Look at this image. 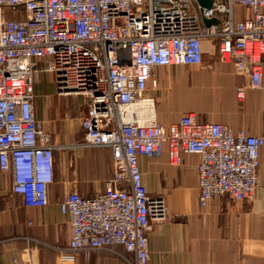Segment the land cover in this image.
Segmentation results:
<instances>
[{
  "label": "built area",
  "instance_id": "built-area-1",
  "mask_svg": "<svg viewBox=\"0 0 264 264\" xmlns=\"http://www.w3.org/2000/svg\"><path fill=\"white\" fill-rule=\"evenodd\" d=\"M234 6L249 15L235 19ZM204 40H216L217 59L243 77L238 101L246 88L264 86V0H212L210 7L196 0H0V171L10 173L11 191L26 205L43 206L54 179L56 146L33 106L40 64L59 94L83 97L84 143L110 147L114 165L127 173L126 186L111 180L92 196L64 195L59 207L71 234L63 261L106 249L127 264L146 263L152 221L165 219L168 205L147 193L141 155L158 158L166 150L175 165L182 152L196 154L199 207L216 196L253 195L264 134L233 132L191 112L165 126L133 111L138 104L153 108L147 90L163 67L200 63Z\"/></svg>",
  "mask_w": 264,
  "mask_h": 264
},
{
  "label": "crops",
  "instance_id": "crops-1",
  "mask_svg": "<svg viewBox=\"0 0 264 264\" xmlns=\"http://www.w3.org/2000/svg\"><path fill=\"white\" fill-rule=\"evenodd\" d=\"M249 10L234 6V18ZM198 64L163 67L156 87H148L153 108L133 107L140 120L151 115L163 125L191 112L201 122L226 125L264 134V86L246 88L238 101L235 90L243 82L230 63L217 59V41L204 40ZM35 117L42 122L56 146L54 179L48 185V202L29 206L11 191V175L0 171V264H127L110 250L97 249L84 259L80 255L63 261L70 240L69 216L59 203L71 190L92 196L109 181L126 186L123 165L115 166L108 146L86 145L80 117L81 95H61L54 75L40 64L33 76ZM182 162L171 164L166 150L158 158L139 156L142 183L150 196L161 195L168 205L167 217L153 220L148 232L145 264H264V164L258 168L253 195L232 201L213 197L199 207L196 164L199 157L181 153ZM128 259L133 254L120 249Z\"/></svg>",
  "mask_w": 264,
  "mask_h": 264
},
{
  "label": "water",
  "instance_id": "water-1",
  "mask_svg": "<svg viewBox=\"0 0 264 264\" xmlns=\"http://www.w3.org/2000/svg\"><path fill=\"white\" fill-rule=\"evenodd\" d=\"M197 3L202 7H210L212 4V0H196ZM205 24H207L209 21L206 19L202 20Z\"/></svg>",
  "mask_w": 264,
  "mask_h": 264
}]
</instances>
